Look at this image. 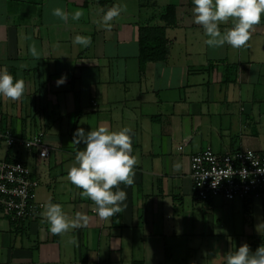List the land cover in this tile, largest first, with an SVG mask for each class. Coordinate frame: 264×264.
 I'll list each match as a JSON object with an SVG mask.
<instances>
[{
	"label": "crops",
	"instance_id": "crops-1",
	"mask_svg": "<svg viewBox=\"0 0 264 264\" xmlns=\"http://www.w3.org/2000/svg\"><path fill=\"white\" fill-rule=\"evenodd\" d=\"M168 4L167 56L140 71L138 27L162 25ZM113 5L124 11L105 27L100 10ZM57 7L82 16L65 22L52 14ZM193 8L190 0H0V68L25 82L20 99L0 97V125L24 138L42 128L50 148L42 157L0 145V158L30 167L37 201L87 218L52 234L42 215L27 226L0 209V264H226L241 244H264V200H198L190 179V156L206 147L264 151V18L246 45L211 47ZM76 34L90 45L73 44ZM99 125L130 127L137 158L133 184L119 185L123 211L107 219L68 179L85 147L74 131Z\"/></svg>",
	"mask_w": 264,
	"mask_h": 264
},
{
	"label": "clouds",
	"instance_id": "clouds-1",
	"mask_svg": "<svg viewBox=\"0 0 264 264\" xmlns=\"http://www.w3.org/2000/svg\"><path fill=\"white\" fill-rule=\"evenodd\" d=\"M194 19L202 25L207 36L206 43L211 47L225 44L240 48L249 41L252 30L264 18V0H192ZM101 22L111 27V22L124 11L121 5H113L107 10H100ZM52 14L67 22L79 20V10L68 13L63 8L53 9ZM232 19V26L224 31L220 24ZM91 38L76 34L73 44L88 46ZM34 56L39 53L35 46L31 48ZM66 82L61 75L57 86ZM25 93V82L15 77L6 68H0V97L18 100ZM76 144H83V150L77 151L76 163L68 170V179L81 188L87 197L96 205L97 214L101 218H110L123 211L127 192L119 187L121 183L130 186L134 180V168L137 158L133 155L132 129L122 127L118 131L110 130L106 125H99L85 131L78 127L73 134ZM179 168V164L176 165ZM215 186V184H213ZM49 225L52 234H61L82 226L86 217L77 213L69 218L59 203L48 201L41 213ZM226 264H264V244L252 250L247 242L226 256Z\"/></svg>",
	"mask_w": 264,
	"mask_h": 264
},
{
	"label": "built area",
	"instance_id": "built-area-1",
	"mask_svg": "<svg viewBox=\"0 0 264 264\" xmlns=\"http://www.w3.org/2000/svg\"><path fill=\"white\" fill-rule=\"evenodd\" d=\"M44 132L37 127L29 137L15 135L0 125V145L7 150L20 145L42 157L49 156ZM182 145L178 146L181 149ZM190 179L195 198L209 200H264V151L241 148L215 152L206 147L190 156ZM215 184V186H213ZM39 179L28 165L16 158H0V209L14 223L29 225L41 216L44 202L35 198Z\"/></svg>",
	"mask_w": 264,
	"mask_h": 264
},
{
	"label": "trees",
	"instance_id": "trees-1",
	"mask_svg": "<svg viewBox=\"0 0 264 264\" xmlns=\"http://www.w3.org/2000/svg\"><path fill=\"white\" fill-rule=\"evenodd\" d=\"M108 1V0H107ZM103 3V0H99ZM190 4L192 0H190ZM162 25L144 24L138 27V66L139 70H143V66L147 61L163 60L167 56V39L165 30L175 22L174 5L165 6L159 16Z\"/></svg>",
	"mask_w": 264,
	"mask_h": 264
}]
</instances>
